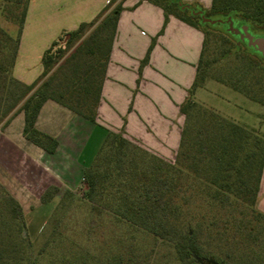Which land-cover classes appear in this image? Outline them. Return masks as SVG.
Wrapping results in <instances>:
<instances>
[{
    "label": "trees",
    "instance_id": "1",
    "mask_svg": "<svg viewBox=\"0 0 264 264\" xmlns=\"http://www.w3.org/2000/svg\"><path fill=\"white\" fill-rule=\"evenodd\" d=\"M4 1L12 5L1 6L9 14L20 3L22 8L14 18L9 15L18 23L14 38L0 27V128L21 111L24 138L51 153L57 140L35 127L39 110L46 100H53L89 120L95 119L123 0H109L90 21L61 31L44 50L42 72L31 83L12 75L29 0ZM147 1L162 7L165 21L173 14L200 26L204 33L194 81L180 104L184 124L175 158L173 162L164 160L122 132L106 130L93 161L83 171L85 199L92 210H104L128 227L170 245L181 264H211L215 260L228 264L224 256L215 252L217 246L228 241L233 243L235 264H264L263 249H246L236 238L243 233L259 235L261 230L253 222L264 228V213L256 205L264 163V135L193 99L207 76L203 53L208 30L193 19L200 15L182 7L185 4L180 0ZM197 11L204 15L206 12ZM207 11L227 13L233 26L236 19L253 28L255 35L264 34V0H213ZM233 36L239 40L236 34ZM229 51L236 53L232 48ZM0 192V264H36L28 252L24 212L1 185ZM56 192L55 186L48 187L41 202L49 201ZM197 196L203 210L193 208ZM212 241L217 245L214 252Z\"/></svg>",
    "mask_w": 264,
    "mask_h": 264
},
{
    "label": "crops",
    "instance_id": "2",
    "mask_svg": "<svg viewBox=\"0 0 264 264\" xmlns=\"http://www.w3.org/2000/svg\"><path fill=\"white\" fill-rule=\"evenodd\" d=\"M212 1L180 0L204 11ZM108 2L29 0L12 75L24 83L33 82L42 72L44 50L58 34L90 21ZM122 6L95 119L46 100L35 127L56 138L51 153L24 138L21 111L0 128V185L22 210L23 201H38L50 186L57 192L81 187L83 171L93 161L106 130L122 132L164 160L175 158L184 124L180 104L194 81L204 33L200 26L173 14L165 21L162 7L147 0H123ZM256 205L264 213V163Z\"/></svg>",
    "mask_w": 264,
    "mask_h": 264
},
{
    "label": "rangeland",
    "instance_id": "3",
    "mask_svg": "<svg viewBox=\"0 0 264 264\" xmlns=\"http://www.w3.org/2000/svg\"><path fill=\"white\" fill-rule=\"evenodd\" d=\"M5 5L12 6L0 0V27L14 38L18 23L9 15L14 18L22 3L12 10V14L3 10L1 6ZM205 16L226 19L228 14L206 11ZM193 19L208 30L203 53L207 76L193 99L198 105L264 135L263 56L228 33L227 24L205 22L198 15ZM234 21L235 26H243L240 21ZM230 48L236 53H231ZM250 95L259 101L250 99ZM85 188L83 184L74 191L56 192L47 202H41V199L23 201L30 241L28 252L36 264H181L167 243L128 227L104 210H92L85 199ZM31 204L34 206L29 207ZM193 208L203 210L198 196ZM247 217L250 218V214ZM253 225L261 230L259 235L243 233L236 238L246 249L259 247L264 250L263 224L253 222ZM232 245L228 241L224 246H217L212 241V252L217 246L215 252L224 256L228 264H235ZM211 264H221V261H211Z\"/></svg>",
    "mask_w": 264,
    "mask_h": 264
},
{
    "label": "water",
    "instance_id": "4",
    "mask_svg": "<svg viewBox=\"0 0 264 264\" xmlns=\"http://www.w3.org/2000/svg\"><path fill=\"white\" fill-rule=\"evenodd\" d=\"M191 10L193 14H199L203 21L209 23L222 22L227 24V30L233 34L238 35L239 41L243 42L254 50L258 51L264 57V36H255L248 31V26L243 25L241 27L233 26L231 18L226 19H210L204 15L202 11L193 10L189 5H184Z\"/></svg>",
    "mask_w": 264,
    "mask_h": 264
},
{
    "label": "flooded vegetation",
    "instance_id": "5",
    "mask_svg": "<svg viewBox=\"0 0 264 264\" xmlns=\"http://www.w3.org/2000/svg\"><path fill=\"white\" fill-rule=\"evenodd\" d=\"M225 27H227V25H225ZM248 31L251 33V34H253V35H255V33H256V31L253 29V28H251L250 29V27H248ZM237 37H238V35H236ZM256 36V35H255Z\"/></svg>",
    "mask_w": 264,
    "mask_h": 264
}]
</instances>
